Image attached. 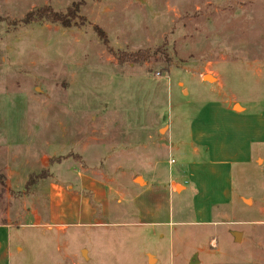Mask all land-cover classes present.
Returning <instances> with one entry per match:
<instances>
[{"label": "rangeland", "instance_id": "obj_1", "mask_svg": "<svg viewBox=\"0 0 264 264\" xmlns=\"http://www.w3.org/2000/svg\"><path fill=\"white\" fill-rule=\"evenodd\" d=\"M0 174L8 264H264V0H0Z\"/></svg>", "mask_w": 264, "mask_h": 264}, {"label": "crops", "instance_id": "obj_2", "mask_svg": "<svg viewBox=\"0 0 264 264\" xmlns=\"http://www.w3.org/2000/svg\"><path fill=\"white\" fill-rule=\"evenodd\" d=\"M224 165V162H220L218 166ZM29 197V196H28ZM52 198V190L48 193V200L47 202L43 203L42 206H38L36 203L38 201V197L36 194H30V198L28 204L31 205L29 210L27 208L23 209L22 207L14 213L10 207L6 212L7 220L5 222H0V234L3 236V239H0V264H8V259L11 255V244H10V237H11V228H16L15 230H19L17 228H21L23 231L25 228H37L43 225H51L57 224L59 226H63L64 224H60L58 221L64 214L58 208L57 201H53ZM25 201V202H26ZM11 205L18 204V202H11ZM74 203L70 204L69 208L66 209V217L73 219L76 217V213L78 212L77 209L74 207ZM63 208V206H62ZM69 210V211H68ZM15 214L16 218L18 217L20 222L18 224L11 223L10 216ZM71 224V223H69ZM20 234V233H18ZM17 237V235H15ZM18 242H19V237ZM17 242V243H18ZM14 250L18 253L21 252L22 247L19 244H15ZM20 263V262H19Z\"/></svg>", "mask_w": 264, "mask_h": 264}, {"label": "trees", "instance_id": "obj_3", "mask_svg": "<svg viewBox=\"0 0 264 264\" xmlns=\"http://www.w3.org/2000/svg\"><path fill=\"white\" fill-rule=\"evenodd\" d=\"M42 18H45L52 22H58L63 26H68L71 21L70 19H67V16H63L61 14L53 12L48 8H41V9H37L36 11L30 12L29 14H27L25 21L28 22ZM113 55L116 57L119 63L130 62L136 64L143 62L149 56L147 52H135V53L118 52ZM1 179H4V175L0 174V184H3ZM28 183H32L30 177L28 179Z\"/></svg>", "mask_w": 264, "mask_h": 264}, {"label": "water", "instance_id": "obj_4", "mask_svg": "<svg viewBox=\"0 0 264 264\" xmlns=\"http://www.w3.org/2000/svg\"><path fill=\"white\" fill-rule=\"evenodd\" d=\"M137 179L140 180V178H137ZM234 234H235V237L238 238L239 234L238 233H234ZM189 264H198V260L196 259V257L193 256L191 260L189 261Z\"/></svg>", "mask_w": 264, "mask_h": 264}, {"label": "built area", "instance_id": "obj_5", "mask_svg": "<svg viewBox=\"0 0 264 264\" xmlns=\"http://www.w3.org/2000/svg\"><path fill=\"white\" fill-rule=\"evenodd\" d=\"M174 162H175L174 159H170V160L168 161L169 164H173Z\"/></svg>", "mask_w": 264, "mask_h": 264}, {"label": "bare ground", "instance_id": "obj_6", "mask_svg": "<svg viewBox=\"0 0 264 264\" xmlns=\"http://www.w3.org/2000/svg\"><path fill=\"white\" fill-rule=\"evenodd\" d=\"M206 78H208V77H206Z\"/></svg>", "mask_w": 264, "mask_h": 264}]
</instances>
